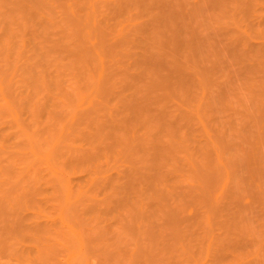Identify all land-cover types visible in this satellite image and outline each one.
I'll list each match as a JSON object with an SVG mask.
<instances>
[{
  "label": "bare ground",
  "instance_id": "bare-ground-1",
  "mask_svg": "<svg viewBox=\"0 0 264 264\" xmlns=\"http://www.w3.org/2000/svg\"><path fill=\"white\" fill-rule=\"evenodd\" d=\"M180 1H184V0H180ZM180 1L177 2V0H0V94H1L0 97L2 100H5L6 102H8L9 100L11 101L12 93H15L12 91L15 89L16 91L18 90V92L16 93L17 96L20 94L19 95L20 98L27 101L31 97V95L34 96V94L36 93L35 95L37 96V94H39V92L37 93V90H40V88L44 87L45 88L44 91L46 90L47 92L43 91L45 93L43 94V97L45 98L48 97L49 100L43 97L41 98H43L46 101H49L47 102V105L48 103L52 102L50 107L51 110L47 113V117L45 119L46 122H44L45 125L43 124V119H42V123H41V118H39V120L40 123L44 125L42 126L43 128L42 127L41 128L47 132L50 129H54V128L57 129L58 125L56 126L57 123L55 121L58 122L59 119L61 118V117L59 118V116L62 115L60 114V111L57 110L58 106L56 102L57 101L56 99H58L56 95L58 96V94L61 93L49 89L51 87L55 88L54 86L51 85L56 83L57 87L55 90L59 88V92L60 91L64 92V89H67L68 92L66 94L64 92L65 97H68L71 94V93L69 94L70 92L69 88L71 87L73 91H76L75 89H77L78 91L81 90L80 87L82 88L85 87V90L87 91L88 89L89 92L92 89L93 91L91 90V93L93 92L95 94L93 100L91 99L88 104L86 103L87 106L86 105L83 106L82 104H84L88 100L85 101L83 100V103H81L82 108L80 105L77 111L72 112L74 113L72 116L69 117L68 114L70 112L69 113L67 112L68 114L65 113L67 115V118L68 117L69 118L66 120L65 117L64 120L62 119L60 120V122H62L63 125L61 126V128L57 129L56 134L58 135V140H54L56 138V134L55 132L52 131H49V133L50 132L54 133V135L53 134L50 135L54 137V138L51 137V140L49 139L48 135L47 136L45 135L46 137H48L45 138L50 141L48 140L43 141L44 137H42L41 138V140L43 139L42 142H39L40 140L38 141V139L37 142L36 137L34 136L35 144L36 143L40 144L45 142L44 145L46 147L48 142L49 144L50 142L53 143L52 145L51 144L49 146L47 145L48 147H46V149L47 148L48 149L46 154H45L46 151L43 150L44 147L42 148L43 144L41 145V149H39L40 145L39 144L34 145V142H32L33 140H31L33 138L31 135L32 138L30 136L29 137H30V141L33 143L32 144L34 147L33 148L31 147V144L27 141L29 138L26 137L28 138L26 141L29 144L26 147H30V149L28 148L29 151L31 150L32 153H36L37 155H39L38 151L39 152L40 150L44 151L42 152V154L44 153L43 154L44 156L40 152L41 155H39L38 157L46 161V163L48 164L47 168L52 170L53 175L55 174L54 177L56 178V180L58 179L59 181L63 180L64 183L65 180L69 182L67 176H65L64 173L70 174L71 173L70 171L73 170V168L74 169L78 168L77 170H79L80 167H82L81 169L84 168V170H81L80 172L86 171L85 176L83 173L82 178L81 176L80 177L77 176V174L74 173V170L72 171L73 173L71 174H73V176L75 174L81 180L85 177V180H91V181L96 180L99 183L104 181V183L106 182V184L110 183L111 181L112 185L114 184V181L115 184H118L121 181V183L123 184H125L124 182L132 183L131 185L133 186L137 182L144 181L146 183H160V182L167 183L168 181L170 182V180L172 181L175 179H177L176 182L178 181L179 184L188 183V185L197 184V186L200 184H205V185L208 184L214 186L215 183H217L216 185L218 187L221 184L220 186H221V190L223 191V194L224 191L226 190L227 191L229 190L231 192L230 186L234 184L240 187L241 193L245 194L244 195L245 198L247 197V199L251 198V200L253 201L257 200L261 202L264 200V110H263L264 108L263 56L264 55L263 53L262 54L260 53V50L262 48L261 46L264 44L263 43L260 44L258 42L260 45L256 46L257 44L256 45L254 44L253 46L256 47H252L253 49L247 48V46H245L243 51L246 54L244 55V52L241 53L242 55L238 53L240 56L236 54L238 52L236 51L237 47L235 49H231L229 55H231V53L232 54L234 53L232 57L234 56L235 60L234 62L231 61L232 63L230 64L228 63V60L227 61L225 60L226 62L224 63L229 64L228 66L227 64H225L226 66L219 64L220 60L217 65L215 62L216 59H213L214 60L213 63L215 64V67L214 65L211 66L210 64H209L210 67L209 66L207 67L206 65L208 63L207 64L205 63L207 61L210 62L209 59L211 58L209 57H208L209 59L207 58V61L205 59L206 61L205 63L201 64L202 58L199 57L201 58V60L198 58L195 59L192 57V55H194L197 52L198 54L201 53L203 49L210 50L213 47L217 48L218 46H216L215 45L216 43H214V39H216V37L213 40H212L213 36L210 37L211 38L210 40H212L210 42L208 37L209 35H206L207 33L206 34L203 33L208 40L205 37L204 38L201 37L202 35L200 37L203 38V40L206 39L207 41H209L210 44L206 40L203 41L202 39H201L202 41L200 40L201 43L200 42L197 43L196 40L197 41L199 40L195 38V34L193 33L194 31H192L193 28L188 27L189 29L191 28L190 29L191 38L186 37L187 33H190V30L186 29L185 31H183L184 29L182 30L178 25L179 24L178 20L180 21L181 17H183V19H185L184 21H186L187 19L184 17H187L186 15L188 13L191 14L190 11L194 12L193 10H195L196 7L203 8L201 4H203V6L205 7L209 5V3L210 5L218 3L217 6L218 5L220 6L223 0H207V1L198 0L196 3L193 2L194 4L188 3L189 1L185 0L184 1L185 3L187 1L186 3L187 5L185 4V6H184V2L180 3ZM226 1L227 0H224L225 3H227ZM234 1L235 2L233 3H235L236 6H241V9L243 6H245L247 10V7L249 5V0H234ZM202 11L203 9L201 10V12ZM247 11L249 12L250 10ZM195 13H199V12H195ZM193 14L190 17H192ZM258 16L259 14L255 15V19ZM177 17H179L180 19ZM190 17L188 15V18ZM175 19L176 20L178 19L177 20L178 24H176L178 26H176L174 23L176 22L174 21ZM255 19H253L254 21L253 20L250 21L253 22L255 25H258V23L256 24L258 20L256 21ZM263 19H261L262 22ZM262 22L261 21L259 22L261 23L259 24V28H261L260 25H262ZM183 23L185 24V22ZM183 23L181 22V24ZM204 23L207 24V22ZM189 24L191 25V22H189ZM207 27L208 26L206 27L204 26V28L202 27L203 28L202 30H204V32L205 31L208 32V30H205ZM199 30L201 31V29ZM231 31H233V29ZM195 33L197 34V32ZM199 34L200 33H198V35ZM231 36L230 38L233 37ZM238 36L237 37L234 36V37L237 39ZM185 37L187 38L186 40ZM261 37L263 36L261 35ZM218 40L220 41V39ZM206 42L210 46H213L211 45V43H214L215 46L211 48L208 45V47L210 48L208 49ZM233 42L235 41L232 38V45H235V43L233 44ZM219 43H221V41ZM219 47L217 48V50H219ZM232 50L235 51L236 53L233 52ZM205 51H203V53ZM210 51H215V50L213 48V50ZM210 51H209V55L212 54ZM203 53L201 54L203 55ZM190 55L194 60L190 61L191 59V57H189ZM246 55L247 58H245ZM205 56L203 55V58ZM185 57L189 60H186ZM216 58L218 59V57ZM44 59H47L48 62L50 61L54 62V60L57 59L55 61L56 63H53L55 64L54 65L55 67L52 66L53 69H55V72L53 70L52 71L49 70L51 66L50 65L51 62L48 64H44L45 63ZM196 60H200L201 62ZM215 69L216 70L218 69L217 71L220 72L217 73ZM213 72H215L214 74L217 77L213 75ZM216 73L219 74V76ZM204 76L209 77V79L212 77L213 78L216 77L217 79L215 78V81L211 79L213 80L212 82L209 80L210 85L212 84L215 87L212 88L211 85L210 86V88L212 89L211 91L210 88H207V86L209 85L207 84L205 85L203 83L205 86H203L204 88L201 87L202 94L200 96L198 94L199 92H201V90H198V88L194 86L195 85L200 86L199 81L202 78H205ZM65 77H67L68 81L70 80L69 81L70 83H68L70 85L67 84V86H65V84L68 82L67 79H65ZM254 77H256L257 79L256 78L254 79V81L256 80L255 82L252 81V83L253 82L254 83L251 84V87L257 84L256 86L257 88L256 90H254L255 87L253 86L252 87L253 89L251 88V90H249L250 87H248L249 86L248 84H250V82L249 83L247 82L248 84L246 86L244 81L248 80L249 78L253 80ZM202 81L204 82L206 80L202 79L200 82L202 83ZM235 81L238 84L240 83V86L239 85L236 86L237 84L235 85L233 84L234 86H231L232 82L236 83ZM241 82L242 84H244V87H248V88H244ZM193 87L195 89L197 88V91L199 92L194 91L195 89ZM234 87H237L236 89L238 91V94L235 92L236 89L233 90ZM242 87L244 92L246 91L248 93L249 91V94L248 95L246 94V96H249L250 94L252 95V97L251 96L247 97V99L252 98V101H257L255 97L261 96L260 98L258 97V99L262 98L260 101L261 104L255 108L257 113L254 112L253 109V107L256 106V103L255 106L252 104V108L250 105L249 106L247 105L246 108L244 107L246 106L248 100H245L246 97H243L245 95L243 94L244 92L242 91L241 93V91H239L242 90ZM192 88L194 89L193 91L195 92V96L194 97L192 96L193 100L190 99L192 100L190 101L189 97L188 98L185 97L186 99L183 102V104L181 103L182 104L181 105L180 101L182 102L183 100L181 99L178 101L176 99H178V97L179 99L183 98L185 96V93L189 94V92H191L190 94L192 95ZM161 90L162 93L160 94L158 91ZM178 90L180 91V93L182 92L184 95L182 94V96H178L177 95ZM252 90L254 91L253 93L255 97L253 96V93H251ZM234 92L236 94H232ZM46 93H48L47 94L48 96H46ZM240 93L243 96H238L240 95ZM255 93L257 95H255ZM107 94L115 97L114 98V100H116V103H114L115 105L110 106L108 102L112 97L111 98L109 97L108 101L105 100L107 104H109V106L107 105L108 107H106L105 102L104 104H102L103 102L100 100L105 99ZM175 94L176 97L178 96L177 98L174 97L175 100H173L174 98L172 99L173 101H176L174 102L175 104L173 103L175 106L168 103L169 106L171 105L170 108L168 107L167 103H165L168 101H165L164 99L166 98L168 99L170 97L172 98L173 96H175ZM231 94L235 95L238 101H234L236 99ZM196 95H198L199 97L196 98ZM17 96H16V100H17ZM27 97L29 98L24 99ZM230 97L233 99H229ZM238 97H242L243 99L242 98L239 99ZM41 98L38 99L43 103L44 100L42 101ZM85 98L86 97L82 96V99ZM22 99L20 100L23 101ZM61 99L63 100L64 98ZM187 99L189 101H187ZM229 100L232 101L230 102ZM186 101H187V105H185ZM34 102L35 101H33V103ZM162 102H164L165 105ZM188 102H190L191 105L190 104L188 105ZM232 102L233 103L235 102V104L237 105L238 104H240L241 106L243 105L242 108L244 107L242 112L243 114L241 112H240L241 114L237 113L238 114L237 118H236L237 114L236 115L234 114V118H232L230 114V112L232 111L228 112V114L225 113L226 115H223L222 114L223 112H227L226 108L225 111L220 110L223 106H225L226 103L231 104ZM242 102L245 104H242ZM31 103L32 100L30 101V104ZM20 104H22V102ZM24 104H26L25 101ZM38 104L36 102V105ZM45 104L46 102L44 103V105H41L42 108L45 106ZM248 104H250V101H248ZM61 105L62 104L60 103V106ZM104 105L106 108H104ZM207 106L208 107L210 106L209 108L212 107L211 109L213 110L211 111L210 109H207ZM23 107H21L20 109H22ZM205 107L209 112H205L206 110ZM37 108L39 110L41 107L39 108L38 106L36 107V109ZM42 108L40 110H42ZM202 108L204 109L201 110ZM248 108H250L253 111L250 112ZM259 108L262 109L260 110ZM237 109L235 111L239 112L241 110V109L240 110ZM38 110L36 111V113L35 110L34 112L33 110H31L34 113V114L31 113V115L33 114L35 120L36 119L38 120V118H35L36 115H37L36 117L41 116L43 118L42 116L43 114L42 115L40 114V113H44L43 110L42 111H38ZM63 110L65 109H62L61 112H64ZM201 111L205 112L204 114H207L206 116L208 118L210 117L209 120L207 119L209 121L208 122L209 124L207 123L206 116L204 115L205 117H202ZM2 113L5 112H0L1 115ZM19 113L16 112L15 117H18ZM209 113L211 114L210 116L208 115ZM9 117L10 116H8V118ZM203 118L206 120V123L209 125V126L207 125L208 126L207 129H205L206 124ZM242 120L244 121V123ZM31 121H33V118L31 119ZM81 121L86 122V127H85L86 129L84 131L78 130L79 132L76 130L77 133L73 137L72 135L74 134V128L76 127V123ZM53 122H55L56 124L55 123L53 124ZM200 122L203 125L202 127L205 131L204 133H202L203 131H200L201 130L200 128H202L200 125H198V123ZM213 122H215V124ZM38 123L39 122H37V124ZM51 124H53L54 127L51 126ZM26 125L28 124L26 123ZM77 129L79 128L77 127ZM71 136L74 139H70ZM17 137H19V135ZM38 137L40 138V135ZM52 139L54 140V142H52L53 141ZM12 141L13 140H11V142ZM75 141H78V143H75ZM37 145L39 150L36 147ZM28 149L26 151H28ZM26 157L24 159H26ZM7 160L9 161V159ZM117 161L121 162L119 163L118 166L114 165V164H118ZM28 162L31 165V163L35 161L32 162L28 161ZM112 162H114L113 165L111 164ZM41 166H38L39 170H41L40 169ZM71 167L73 168L70 169ZM65 168L67 170H65ZM63 169L65 172L63 171ZM68 170L70 171L68 172ZM112 170L115 171L113 172ZM76 176L75 179L77 178ZM72 179L74 180V178ZM72 179L70 180L71 182H73ZM96 181L94 182V184L97 183ZM223 185L228 186L229 189L228 187L226 188L222 187ZM0 212H2V208H0ZM23 212L22 215L24 216ZM6 213L8 215V213L10 212L6 211ZM171 214L173 213L171 212ZM17 216L19 215L17 214ZM168 217L169 219H171L169 214L167 218ZM172 217L174 218V216ZM1 219L2 218H0V220ZM9 221L7 222L6 220L7 223L5 227L1 226L0 228L2 229L6 228V230H8L6 232H14V231L17 232L18 229L19 230L20 228L22 229L23 226L22 223H20L21 220L20 222L16 221L12 223L11 221L10 222ZM224 223L222 222L221 223L222 226L219 227L221 228L222 231L226 228L224 230L225 232H223L222 235L223 234L225 235L227 232L229 233L233 232L234 234L238 233L237 235H235L236 237L234 235L231 236L232 233L226 234L227 236L225 235L224 241L219 237H217L221 240L220 241L221 244L218 240L217 241L219 244H217L215 241H213L211 245L207 244L206 242V245L208 246L210 245V247L206 248L209 251L205 249V247L207 246L204 245H203L204 247L202 246L203 249H205L207 253H213L212 254L213 258L214 255H216L214 258L215 260L222 259V257H224L225 255V256H229V258L228 257L227 258L231 260L232 264H264V244H263L264 240L262 239L263 240L262 246H260L258 240H257L258 245H256L255 243L256 241L254 242L253 241L254 238H252L253 237L252 230H251L252 237L250 236L245 237L243 234L242 235L240 234L247 229L244 228V225L242 227L240 226L239 229L237 228L236 225H234L236 228L235 227L233 228V226L229 225L230 227H228V224L224 225ZM249 225L250 224H246L245 226L250 229L251 225L250 227ZM165 226L166 225L164 224V227ZM211 226L212 225H210V229L214 230L215 227L211 228ZM217 226L218 225L216 224V227ZM231 227L232 230L234 229L235 232L232 231L231 229L229 230L227 229ZM251 228L253 229V227ZM182 229L183 228L180 226L177 228L174 226L173 231L175 232L172 234L179 233L178 234L179 236L180 233L182 232ZM162 230L161 232H163ZM239 230L240 231L242 230V232H237ZM256 230H258L257 227ZM164 231H166V229ZM209 232L210 231L208 230V232L206 233L209 234ZM72 233L71 235H73ZM5 234L1 236H4ZM74 236L73 237L70 236L71 239H73ZM262 237L264 236L262 235ZM262 237L259 236V238ZM255 239L258 238L256 237ZM74 240H73L74 243L73 242L72 243L76 244L77 240L75 238ZM178 240L180 242H183L179 238ZM211 241H208V243H210ZM201 251L202 250H200L199 254L201 253ZM189 252L190 251H188V254ZM227 252L229 253L226 255ZM205 253L203 254L205 255ZM217 256L219 257L217 258ZM227 258L225 259L227 260ZM225 259H223V261ZM221 261L222 260H220L219 263H221Z\"/></svg>",
  "mask_w": 264,
  "mask_h": 264
},
{
  "label": "rangeland",
  "instance_id": "rangeland-1",
  "mask_svg": "<svg viewBox=\"0 0 264 264\" xmlns=\"http://www.w3.org/2000/svg\"><path fill=\"white\" fill-rule=\"evenodd\" d=\"M179 1L177 0V2H179ZM184 1H180V3L184 2ZM188 1H189L188 3H193V2L196 3L198 0H191V1L188 0ZM251 1L254 3H252ZM251 1L249 0V5L247 7V10H250L249 12L246 10L245 6H243L242 9H241V6H236V4L233 3V2H235L234 0H232V1L227 0L226 1L227 3H225L223 0L222 3L219 2V3H221L220 6L218 5L219 7L217 6L218 3L212 4V5H210V3H209V5H207L205 7L203 6V4H201V6L203 8L196 7V9L193 10L194 12L190 11L191 14L188 13L186 15L187 17H184L187 19L186 21H184L185 19H183V17H181L180 21L177 19L179 24H178L177 20L175 19L174 21L177 22V23L174 22L175 25L178 24L182 30L184 29L183 31H185L186 29L190 30L191 28H193L192 31H194L193 33L195 34V38L199 40V41L196 40L197 43L198 42L201 43V41L203 40L204 37L207 39V37L204 36V34L207 33L206 35H209L208 36L209 40L211 39L210 37H212V36H213L212 40L216 37V39H214V43H216L215 45L218 47L221 46V47H219V50L221 52L223 50V52L221 53L219 50H217L218 47L217 48L213 47V46H215L214 43H211V45H213V46H210L209 41H207L208 39L207 40L204 39L209 43L208 44L206 42L207 47L209 45L211 48L213 47L215 51H210V50H213V48L210 49L208 47V49H210V50L203 49L201 52V53H203V51L207 50V51H205L206 53L205 52L203 53L204 56L206 54V56L204 58H203V55L201 53L198 54V52L194 54L195 56L192 55V57L195 59L198 58L200 60L202 58L201 64L205 63L207 61V58L209 57L212 59V61H211V59L208 58L210 60V62L207 61L205 63V64L208 63L206 66L208 67L210 64L211 66L214 65V67H215V64L213 63L214 62L213 59H216L215 62L217 65L219 63V60H220L219 64H222V65L227 64V63H224L227 60H228L229 64L232 63L231 61L234 62V60H235L234 56L232 57V55H234V53L233 54L231 53V55H229L231 49H235L237 47L236 48V51H238L237 53L233 50L232 51L235 52L236 54H238V53L241 54L242 52H244L243 49L245 48V46H247V48H252V47H256L262 43L264 44V24H263V22H264V19H263L264 18V0H251ZM223 2H224V4H223ZM186 3H187V1H186ZM186 3L184 2V6ZM246 5H247V3H246ZM189 7H190V5H189ZM209 7H210V10H209ZM221 8H222V10H221ZM202 9L204 11V12L202 11L203 13L201 12ZM195 12H199L200 14L195 13ZM192 14H193V16L190 17ZM257 14H259V16L255 19V15H257ZM188 15L191 19L188 18ZM262 15H263V17H262ZM260 16H261V18H260ZM177 18H179V17H177ZM253 19H255L256 21L258 20L259 22L260 21L262 22L261 19H263L262 25H260L261 28H259V24H261V23H259L258 21L256 22V24L258 23V25H255L253 22H251ZM203 21L207 22V24L204 23ZM181 22L182 23L185 22V24L184 23L181 24ZM189 22H191V25L189 24ZM217 22H218V24H217ZM201 23H204L205 25L201 24ZM222 23L224 26L222 25ZM178 25H176V26H178ZM201 25H203V26H201ZM211 25H213V26H211ZM204 26L205 27L208 26L205 29V30H208V32H206V31L204 32V30H202L204 28ZM188 27H191V28L189 29ZM199 29H201V31ZM232 29H233V31L234 30L235 31L234 32L231 31ZM223 30H226V31H223ZM221 31H223V32H221ZM195 32H197V34ZM239 32H241V33H239ZM198 33H200V34L198 35ZM190 34H191V30H190V33H187L186 37L191 38ZM224 34H225V36H224ZM229 35L233 36V37L231 36L235 41V42H233V44L235 43L236 46L232 45V38H230ZM261 35L263 37H261ZM200 36L203 38H201ZM234 36L235 37L238 36V38L236 39ZM52 37H53V35H52ZM186 37H185V40L187 39ZM218 39H220L221 43H219L220 41ZM212 40H210V42ZM229 40H231V41H229ZM248 40H249V42H248ZM226 42L228 43V45ZM230 44H231V46H230ZM248 44L250 45V47ZM254 44L255 45L257 44V45L253 46ZM223 46H225V47H223ZM261 47L260 48L262 51L260 50V53L261 54L263 53V55H264V48H263L264 45H262ZM204 48H206V47H204ZM209 51L212 53L211 54L212 56L209 55ZM249 51H250V49H249ZM213 52H214V54H213ZM215 53H217V54H215ZM245 54L246 53L244 52V55ZM200 55H202V56H200ZM263 55H261V56H263ZM230 56H231V58H230ZM189 57H191V55ZM192 57H191L190 61L194 60V59H192ZM199 57H201V58H199ZM216 57H218V59ZM228 57L230 58V60ZM243 57H245V56H243ZM245 58H247V55ZM263 58H264V56H263ZM60 59H61V57H60ZM205 59H206V61H205ZM44 60H45L44 64H48L51 62L50 68L52 66L55 67L54 66L55 64H53V63H56L55 61L57 59L54 60V62H52L50 60H49L50 62H48L47 59H44ZM186 60H189V59L186 58ZM200 60H196V61L201 62ZM229 64H227V66ZM234 66H236V65H234ZM53 67L51 69L49 68V70L50 71L53 70L55 72V69H53ZM219 72L217 71V73H219ZM214 73L215 72H213V75L216 76ZM217 75L219 76V74H217ZM204 77L205 78H202V79H205L206 81H204V82L202 81V83H201L200 82L202 80L201 79L199 81L200 86H197V85L194 86V87H197L198 90H201V87L205 86L206 84L209 85V86H207V88H210V86L212 85V84L210 85V81L211 82L213 80L215 81V78L217 76L215 78L212 77L210 79H209V77H206V76H204ZM199 78H201V77H199ZM255 78L256 77H254L253 80H251V78H249L248 80L244 81L246 86L250 82V84H248L249 85L248 87H250L249 90H251V88L254 86L253 85L251 87V84H253L256 81V80L254 81ZM65 79H67V77H65ZM211 79H213V80H211ZM67 81H68V79H67ZM69 81L67 83L65 82L66 83L65 86H67V84L70 83ZM252 81H254V82L252 83ZM238 82H240V81H238ZM53 83H55V82H53ZM233 84L234 85L237 84L236 86H238V85L240 86V83L238 84L237 82L236 83L232 82L231 86H234ZM241 84H242V82H241ZM68 85H70V84H68ZM242 85L244 87V84H242ZM51 86H54L55 88L51 87L49 89L54 90L56 92L58 91V93H61V94H58V96L56 95V97H58V99H56L57 100L56 101L57 106H58L57 110H59L60 114H62L59 116V118L60 117L61 118L60 119L58 118L59 119L58 122H60L61 119L64 120L65 117L67 120L70 116H72L74 114L72 112L73 111L75 112L79 109L81 103H83V100L84 101L88 100L87 102L82 104L83 106L84 105L87 106L89 101L91 99L93 100V97L95 96V94L93 92L91 93L92 89L89 92L88 89H87V91L85 90V87H83V88L80 87L81 90L78 91L77 89H75L77 91L76 92V91H73L72 87L70 86L71 87V88H69V91H70L69 94L71 93L69 95L70 97L69 96L65 97L64 92L66 94L68 92L67 89H64V92H62V91L59 92V88L57 90H55L57 87L56 83L51 85ZM256 86H257V84H255L254 90H256V88H257ZM213 87L214 86L212 85V88ZM243 87H242V90H239V91H241V93L243 91ZM248 87H244V88H248ZM80 88H78V89H80ZM193 88H192V95L190 94L191 92H189V94L185 93V96L183 98H180V99L178 96H182L183 93L182 92L180 93V91L178 90V92H177L178 99H176V100L179 101L182 99L183 101L182 102L180 101V104L181 103L183 104L185 99L188 97H189V100L190 99L193 100V97L195 96L194 91H197V88L196 89L194 88L195 90ZM229 88H230V86H229ZM236 88L237 87H234L233 90H235ZM44 89L45 88L42 87V88H40V90H37V93L39 92L40 95L37 94V96H36L35 95L36 93H35L34 94L35 97L31 95L30 98L29 97L24 98V99H28V98L30 99V100L28 99L27 101L20 98V96H19L20 94L17 96L16 93L18 92V90L16 91L15 89H14L15 91L14 90L12 91L15 93L11 92L12 98H13L12 99L10 97L11 101L9 100L8 102H6L5 100H2L0 97V99H1L0 100V110H1L0 112H5V113H2V115H4V116H2L0 114V122H1L0 123V128H1L0 129V144H1L0 145V208H2V212H0V214H1L0 218H2L0 220V223H1L0 227L1 226L5 227L6 223L10 219H11L10 220L11 223L16 222L18 220V218H19L18 221L20 222V220H21L20 223H22V226H23L22 229L20 228V230L18 229L19 231L17 230L18 233L16 231L6 232V231H8V230H6V228L5 229L0 228V230H1L0 233L1 232L3 234L7 233L4 236H1V235H3L2 233L0 234V238H1L0 239V262H1L0 264H217V262H218V264H223V263L227 264V261H228V264H230L231 260L228 259L229 256L224 255V257H222V259H219V260L216 259V260H218V261H216L214 259L216 255H214V258H213V256H212L213 253H207L206 252V250H208L206 248L210 247V245H211V243H213V241H215L217 244H219L218 241L220 242L221 241L220 239H222L224 241V237L226 234L232 233L231 236L232 235L235 236L238 234V233L234 234L233 232H230V233L227 232L225 235L223 234L224 235L223 236L222 233L225 232L224 230L226 228L225 229L222 228V229H224L222 231L221 228H219V227L222 226L221 223L222 222L224 223V221H225L224 225L228 224V227L233 226V228H234L235 227L234 225H236L237 228H239L240 226L242 227L244 225V228L245 229L247 228L246 229L247 232H246V230H244L243 233H240L241 235L243 234L245 237H249V236L252 237L251 236L252 235L251 230H252L253 231V237L252 238H254V240H253L254 242L256 241L255 242L256 245H258L257 240L259 241L260 246H262L264 244V243L262 244V241L264 240V237H262V235L264 236V202H263L264 200L262 202L254 200L255 201L254 202L253 200H251V198H248V199H247V197L245 198V196H244L245 194L241 193V189L238 185L232 184L230 186L231 192L229 190L228 191L226 190V191H224V194H223V191L221 190V186H220L221 184L219 185V187L216 185L217 183H215V185L213 184L214 186H211L208 184L207 185L200 184L198 186H197V184L196 185L195 184H193V185L189 184L188 185V183H186V184L180 183L179 184L178 181H177L178 183L176 182L177 179L172 180V181L170 180V182L168 181L167 183L166 182L165 183L164 182L146 183L143 181V182H137L133 186L131 185L132 183L124 182L125 184H123V183H121V181H120L121 185L118 182H116L118 184H115V181H114L115 185L114 184L112 185V183L110 181V183H107L108 184L107 185L106 182L104 183V181H102L103 182V184H102V182L99 183L96 180H94V181L85 180V177L82 180L79 179L77 176H79V177L81 176V178H82L83 173L85 176L86 171L80 172L81 170H84V168L81 169L82 167H80L79 170H77L78 168H75L76 170L73 167L70 168V169L73 168L74 173H76L77 176L75 174H74V176H73V174H71V173H73L72 172L73 170H71V171L68 170V172L69 171L71 172L70 174L67 173L68 175L64 173V175L67 176L69 182L67 180H65V183H64L63 180L62 181L61 180L59 181V179L56 180V178L54 177L55 174L53 175L52 170L47 168L48 164L46 163V161L44 159H41L38 157L44 151L40 150L41 154L38 151L39 155H37L36 153H32L31 150L29 151L30 147H26L29 145L28 142L31 144V147H33L32 142H34V145L39 144V143L35 144V137H36V141L38 139V141L40 140L39 142H42L43 139H44L43 141L48 140V139H46V138H48V137H46L48 135L49 139L51 140V137L52 138H54V137L50 136V135H52V134L54 135V133L50 132L51 133L50 134L49 131L55 132V134H56L57 129L61 128V126L63 125L62 122H60L61 123L60 124L54 120L57 124L55 122H53V124L55 123L56 126L58 125L57 129L56 128L50 129V130L48 129L49 130V131H47L48 133L42 129L43 128L42 126L45 125L44 122H46L45 119L47 117V113L51 110L50 107H51V103H52L50 101L51 103H48V105H49L48 106L47 102H49V101H46L43 99V98H45V97H43V94H45L44 92H47L46 90L44 91ZM211 90L212 89L210 88V91ZM158 92L161 94L162 90L158 91ZM193 92H194V95H193ZM197 92H199V91H197ZM231 92H232V90H231ZM235 92L238 94L237 89ZM235 92L232 94H236ZM245 92L243 93V94H245L244 96L241 95V93H240V95H238V96L246 97L245 100L250 101V104H248V101H247V104L244 107L246 108L247 105L248 106L250 105L252 108V104L255 106V103H256V106L253 107V109H254V112L257 113L255 108L261 104L260 101L262 98L258 99L259 96L258 97L256 96L257 97L256 98L254 96V93H253L254 91L252 90L251 93H253V96L257 100V101H252V98L247 99V97H250V96L252 97L251 94L249 96H246V94L247 95L249 94V91H248V93L247 92L245 93ZM178 93H180V94H178ZM13 94H14V96H13ZM47 94L48 93H46V96H48ZM196 94H198V93H196ZM201 94H202V90H201V92H199L198 95L201 96ZM229 94H230V92H229ZM198 95H196V98L199 97ZM255 95H257V94L255 93ZM16 96H17V100H16ZM82 96H84L86 98L82 99ZM232 96H234V98L236 99L234 101H238L237 98L235 97V95H232ZM41 97H43V98H41ZM109 97L110 98L112 97L110 99V101H108ZM174 97L177 98L176 94L172 98L171 97L168 99L166 98L167 100L164 99L165 101H168V102H165V101L164 102L167 103V105H168V103L171 105H174L175 104L174 102H176V101H173V100H175ZM231 97L229 99H233ZM2 98H3V96H2ZM38 98H41L42 101L44 100L46 102V104L44 106L46 109L44 107L42 108V106H41V105H44L45 102L43 101V103H42ZM61 98H64L65 100L64 99L62 100ZM114 98H115L114 96H110L107 94L106 98L101 99L100 101L103 102L102 104H104V102H105L106 107H108L109 104H110V106H113V105H115L114 103H116V100H114ZM238 98L240 99L242 97H238ZM20 99H22L23 101H21ZM45 99L49 100L48 97H46ZM112 99H113V102H112ZM169 99H171V100H169ZM31 100H32V103H31L32 105L30 104ZM58 100H60V101H58ZM105 100H107L109 102V104H107V102ZM189 100L187 99V101H189ZM192 100H190V101H192ZM24 101L26 102V104H24ZM33 101H35V102L33 103ZM169 101H171V102H169ZM187 101H186L185 105H187ZM229 101L231 102L232 100H229ZM21 102H22V104H20ZM36 102H37V104L38 103H40V104L36 105ZM164 102H162V103H164ZM16 103H17V105H16ZM60 103L62 104L61 106H60ZM165 103H164V105H165ZM238 103H241V102H238ZM67 104H68V106H67ZM189 104H190V102H188V105ZM231 104L226 103L225 106H223L224 104L222 105L223 107L221 106L222 108L220 110L225 111L227 109V112L222 113L223 115H226L225 113L228 114V112L232 111V112H230V114H231L232 118H234V114L235 115L237 113L241 114L243 112V108H244V107L242 108L243 105L241 106L240 104H238L239 105L238 106L237 104H235V102L232 105ZM242 104H245V103L242 102ZM63 105H64V107H63ZM69 105L70 106L72 105V106L70 107ZM82 105H81V108H82ZM35 106L36 107L39 106V108L40 107L42 108L44 113H40V112L39 113L41 115L43 114L42 115L43 118L41 116L36 117L37 116L36 115L35 118H38V120L34 119V116H33L34 113L33 112L35 110V113H36V111L38 110V108L36 109ZM170 106L168 105V107H170ZM236 106H238V107H236ZM21 107H23L24 109L23 108L20 109ZM106 107L104 105V108H106ZM209 107L207 106V109H210L212 111L213 110V109H211L212 107L211 108H209ZM219 108H220V106H219ZM3 109H4V111H3ZM17 109H20V110H17ZM30 109L33 110V112ZM40 109L38 111H42ZM62 109H65V110H63L64 112H61ZM203 109L204 108H202L201 110H203ZM205 109H206V107H205ZM207 109L205 110V112H209ZM236 109L237 110L241 109V110L238 112V111H235ZM248 109L250 110V112L253 111L250 108H248ZM259 109L261 110L262 108H259ZM263 110H264V108H263ZM23 111H25V112H23ZM233 111H235V112H233ZM16 112H18V113L20 112L18 114V117H15ZM67 112L68 113L70 112L71 114L70 113L68 114ZM205 112L201 111L202 117H205L207 115V114H204ZM25 113H26V115H25ZM31 113H33V114L31 115ZM65 113L69 115L68 118H67V115ZM238 114H237L236 118L238 117ZM208 115L210 116L211 114L209 113ZM248 115H249V113H248ZM8 116H10L11 118L10 117L8 118ZM30 117H31V119L33 118L34 122L31 121ZM2 118H4V119H2ZM18 118H19V120H18ZM39 118H41V123H42V119H43L44 125L40 123ZM209 118L206 116V120L207 119L209 120ZM23 120H25V121H23ZM206 120L204 119L205 124H206L205 129H207L209 126L208 125L209 121L207 120V123H208L207 124ZM2 121H3V123H2ZM37 122H39L38 123L39 127H38ZM26 123L28 125H26ZM63 123H65V122H63ZM213 123L215 124V122H213ZM243 123H244V121H243ZM30 124H32V125H30ZM53 124H51V126H53ZM198 125H200L201 127L203 126L201 122L198 123ZM34 127H36V128H34ZM77 127L79 129H77ZM85 127H86V122H84V121L76 123V127H75L76 129L74 128V134L72 136L74 137L78 130L84 131L86 129ZM55 129H56V131H55ZM200 129H201L200 131H203L202 133L205 132L203 127ZM30 131H32V132H30ZM42 131L44 132V134ZM20 133L22 136L20 135ZM31 133H33V134H31ZM26 134H27V136H26ZM16 135L17 136L19 135V137H17ZM31 135L33 138L31 137ZM39 135H40V138L38 137ZM29 136L32 138L31 139V140H33L32 142L30 141ZM26 137H28L29 139ZM42 137H44V138L41 140ZM71 137H70V139H74L73 137L72 138ZM56 138L54 140H58L57 134H56ZM11 140H13V141L11 142ZM50 140H48V141H50ZM54 140L52 142H54ZM44 143L45 142L39 144L40 145L39 149H41V145L42 144L44 145ZM75 143H78V141H75ZM50 144L52 145L53 143L50 142ZM50 144L48 142L47 145L49 146ZM43 145H42V148L43 147L45 148V149L43 148V150L46 151L45 152V154H46L47 149H48V148L46 149V147H48V146L46 145V147H45V145L44 146ZM36 147L38 149V145ZM27 149L29 152L26 151ZM26 152L29 154H27ZM30 155H33V156H30ZM25 157H26V159H24ZM7 159H9V161ZM28 161H31V162L35 161V162H32L30 165V163ZM36 161L37 162L40 161V162L37 163ZM119 161H117L118 164H114V162H112L111 164L118 166L119 163H121ZM39 163H41V164H39ZM38 166H41L40 167L41 170H39ZM66 168H65V170H67ZM37 169H38V171H37ZM68 169H69V167H68ZM29 170H30V172H29ZM63 171H64V169H63ZM112 171L114 172L115 170H112ZM37 172H39V173H37ZM48 172H50L51 174ZM43 173H44V175L45 174L46 175L44 176ZM40 174H42V175H40ZM68 176H70L71 179L74 178V180L72 179L73 182L70 181L71 179ZM75 176L78 179L77 178L75 179ZM33 177H34V179H33ZM95 181L98 184L97 183L94 184ZM173 181H175V182H173ZM61 187H62V189H61ZM222 187L226 188L228 186L223 185ZM228 189H229V187H228ZM225 192H228V193H225ZM6 211L7 212L9 211L12 215L10 213H8V215H7ZM22 212H23L24 216L22 215ZM171 212L173 214H171ZM17 214L19 216H17ZM168 214L170 215L171 219H169V217L167 218ZM20 215L23 217H21ZM171 215L174 216V218ZM6 217H7V219H6ZM6 220H7V222H6ZM219 222H221V223H219ZM11 223H9V224H11ZM164 224L166 225L165 227H164ZM216 224L218 225L217 227H216ZM246 224H250L251 227H253V229L250 227V225H249L250 229L248 227H246L245 226ZM210 225H212L211 228L215 227V229L214 230L210 229ZM252 225H254V226H252ZM38 226H40V227H38ZM174 226L176 228L179 226L183 228L182 232L180 231L181 232L180 235H182V236L179 235L180 236L179 237L178 236L179 233H175L176 235L172 234L175 232V231H173ZM186 226H187V228H186ZM208 226H209V229H208ZM159 227H160V229H159ZM163 227L166 229V231H164L165 229ZM256 227L258 230H256ZM188 228H189L190 232H189ZM179 229H177V230H179ZM184 229L186 230V232ZM227 229L232 230V227L227 228ZM73 230H74V232H73ZM161 230L163 232H161ZM208 230L210 231L209 234L206 233V232H208ZM248 230H250V231H248ZM232 231H234V229ZM183 232H184V234H183ZM237 232H242V230L241 231L239 230ZM43 233H44V235H43ZM71 233L73 235H71ZM171 235H172V237H171ZM70 236L71 237L74 236V238L77 240L76 244H73L75 240H74V238L71 239ZM176 236L183 242H180ZM259 236L262 238H259ZM217 237H219L220 239ZM256 237L258 239H255ZM184 238H186V239H184ZM81 240H83L84 242ZM189 241H190V243H189ZM200 241H201V243H200ZM208 241H211V242L208 243ZM1 242H3V243H1ZM197 242H199V243H197ZM206 242H207V244H210V245L209 246L206 245ZM184 244H185L186 248L184 247ZM220 244H221V242H220ZM188 245H190V246H188ZM203 245L207 246V247H205L206 250L203 249V247H204ZM182 246H183V248H182ZM179 248H181V249H179ZM187 250L190 251L189 254H188ZM200 250H202L200 253L201 256L199 254ZM96 252H97V254H96ZM202 252L203 253L206 252L205 255ZM228 253L229 252H227L226 255ZM195 254H196V256H195ZM205 256H206V258H205ZM218 257L219 256H217V258ZM225 258H227V260ZM72 259H74V260H72ZM210 259H211V261H210ZM223 259H225L226 262H225V260L223 261ZM220 260H222L221 263H219Z\"/></svg>",
  "mask_w": 264,
  "mask_h": 264
}]
</instances>
